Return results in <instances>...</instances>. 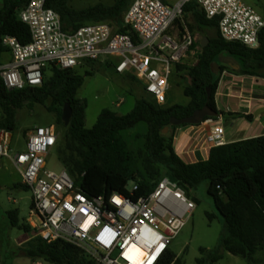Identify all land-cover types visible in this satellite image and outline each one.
<instances>
[{
  "label": "trees",
  "instance_id": "obj_1",
  "mask_svg": "<svg viewBox=\"0 0 264 264\" xmlns=\"http://www.w3.org/2000/svg\"><path fill=\"white\" fill-rule=\"evenodd\" d=\"M29 1L3 0L0 4V66L2 56L9 53L3 45L4 37H15L24 45L31 40L29 27L18 18V13ZM132 1L116 0L111 6L98 4L82 11L70 8L67 0H48L47 6L60 15L65 32L76 31L88 24L108 22L119 33H127L123 17ZM262 15L264 17V10ZM184 18L191 20H187L191 32L209 40L195 64L175 67L174 72L185 74L189 80V85L183 88L184 95L190 99L187 105L168 106V101L167 105L159 106L153 99L140 98L126 115L103 110L95 125L88 129L85 126L87 103L77 98V92L86 76L92 73L83 76L74 70L52 68L49 78H46L48 69L45 70L43 85L39 88L8 90L0 77V129L15 132L19 126V113L25 109L32 111L36 105L53 114L57 125L66 129L63 147L57 151L58 160L77 187L90 198H108L114 193L129 196L128 185L133 182L139 186L133 196L136 200L153 192L164 177L171 175L186 196L196 201L192 192L207 182V193L225 230L217 248L210 251L200 249L204 257L197 262L216 264L223 259V253H229L255 264L257 255L264 256V136L214 147L206 161L187 163L175 151L174 131L189 125L172 126L170 120L188 118L196 110L209 105L222 117L252 121L251 115L219 111L216 93L224 71L264 79V28L259 35V47L250 49L224 41L219 33V20L208 19L196 2L185 6ZM223 56L234 60L239 69L220 63ZM216 64L219 65L218 72H213ZM128 77L137 82L133 76ZM67 103L72 109L68 126L62 121ZM208 119L212 118H205ZM140 123H145L148 130L144 149L134 155L121 132L135 129ZM166 128L169 131L165 134ZM16 187L30 191L22 182ZM6 217L8 224L28 235L33 244L32 248L20 249L26 258L50 264H98L76 245L61 240L48 244L34 236L35 231L28 223L20 222L17 211H8ZM207 217L210 221L218 218L213 214H207ZM2 257L0 247V263ZM160 264L183 262L168 250Z\"/></svg>",
  "mask_w": 264,
  "mask_h": 264
},
{
  "label": "built area",
  "instance_id": "obj_2",
  "mask_svg": "<svg viewBox=\"0 0 264 264\" xmlns=\"http://www.w3.org/2000/svg\"><path fill=\"white\" fill-rule=\"evenodd\" d=\"M190 2L208 19L219 20L224 41L259 47L264 17L242 0H133L123 17L127 33L108 22L65 32L48 0H30L18 18L29 27L31 40L24 45L4 37L11 57L0 66V77L8 90L39 88L47 69L75 70L114 59L117 74L133 76L157 105L165 106L176 65L195 64L203 49L201 35L182 24ZM201 124L198 149L209 152L226 144L225 129L215 118ZM58 139L54 125L35 127L27 134L25 150L12 157V134L0 129V162L9 160L32 193L27 223L34 236L48 244L61 240L76 245L98 264H160L191 219L194 201L169 176L136 200L135 183L129 196L90 198L65 169L48 167Z\"/></svg>",
  "mask_w": 264,
  "mask_h": 264
},
{
  "label": "rangeland",
  "instance_id": "obj_3",
  "mask_svg": "<svg viewBox=\"0 0 264 264\" xmlns=\"http://www.w3.org/2000/svg\"><path fill=\"white\" fill-rule=\"evenodd\" d=\"M70 8L76 11L86 10L98 4L111 6L116 0H67ZM254 7L262 14L264 10V0H242ZM3 0H0L2 4ZM189 22L191 20L187 19ZM184 16L182 24L187 26ZM201 41L203 37L201 36ZM10 54L2 56V62L10 59ZM223 58H229L223 56ZM194 63L188 60L187 65ZM116 60L105 59L100 62L85 63L77 67L74 71L85 76L91 72V76H86L83 86L77 92V98L87 103L86 109V128H92L97 122L101 112L105 109L111 110L118 115L130 113L140 98L152 101L150 95L146 94L141 85L132 81L126 75H119L115 72ZM216 69V68H215ZM218 70V69H217ZM51 76L50 69L46 71V78ZM189 85V80L183 73L174 72L171 78L170 90L168 92L169 105H187L190 101L184 95L183 88ZM120 104V105H119ZM18 129L11 133L13 141L11 144L10 155L14 157L25 150L26 137L29 131L39 126L54 125L59 132L57 147L48 158V167L53 171L64 169L58 160L57 151L61 150L64 144L65 130L63 126H58L56 117L48 113L42 106L36 105L32 111L23 110L18 115ZM224 129L229 132L233 126L223 124ZM148 127L145 123H140L135 129L121 132L122 137L127 141L130 150L137 154L144 149L145 135ZM26 134V136H25ZM227 139V138H226ZM227 143V142H226ZM21 183V177L9 160L3 159L0 162V247L3 257L0 264H50L39 259L26 258L20 249L32 248L33 244L28 235L18 228H12L8 224L6 213L17 211L20 222L26 223L29 217L31 204L33 201L31 191H26L16 187ZM133 182H130L128 189H132ZM208 183H202L192 192L196 204L191 219L184 229L173 240L169 250L173 252L183 264H199L197 261L204 257L200 253L203 248L207 251L218 247L220 238L224 233L225 226L214 207L212 198L207 193ZM207 214L216 215L210 221ZM223 259L216 264H250L239 256L223 253ZM210 264V263H206ZM255 264H264V256L257 255Z\"/></svg>",
  "mask_w": 264,
  "mask_h": 264
},
{
  "label": "crops",
  "instance_id": "obj_4",
  "mask_svg": "<svg viewBox=\"0 0 264 264\" xmlns=\"http://www.w3.org/2000/svg\"><path fill=\"white\" fill-rule=\"evenodd\" d=\"M216 104L225 114L252 116V121L233 116L216 118L218 124L234 127L229 132L225 130L227 143L264 136V79L224 71L220 75ZM202 128L203 124L189 125L174 131L175 151L187 163L206 161L209 157V152L198 149Z\"/></svg>",
  "mask_w": 264,
  "mask_h": 264
},
{
  "label": "water",
  "instance_id": "obj_5",
  "mask_svg": "<svg viewBox=\"0 0 264 264\" xmlns=\"http://www.w3.org/2000/svg\"><path fill=\"white\" fill-rule=\"evenodd\" d=\"M208 42H209L208 38H203L202 48H205L207 46ZM219 62L223 63V64H228L234 70L239 69L238 64H236V62L230 58H221L219 60ZM218 67H219V65L216 64V66H215L216 69H214L213 72H218V70H217ZM208 97H210V91H208ZM71 116H72V109H71L70 105L67 103L64 106L63 115H62V121L66 126L69 125ZM219 117H220V114L218 111L214 110L209 105H206L204 108L196 110L193 113V115L188 117V118H183V119L171 118L170 123L172 126L199 125L205 121V118H219ZM168 131H169V129L166 128L164 130V133L166 134ZM169 178L172 181V183L178 182L177 179L171 175L169 176Z\"/></svg>",
  "mask_w": 264,
  "mask_h": 264
},
{
  "label": "flooded vegetation",
  "instance_id": "obj_6",
  "mask_svg": "<svg viewBox=\"0 0 264 264\" xmlns=\"http://www.w3.org/2000/svg\"><path fill=\"white\" fill-rule=\"evenodd\" d=\"M223 58V57H222Z\"/></svg>",
  "mask_w": 264,
  "mask_h": 264
}]
</instances>
